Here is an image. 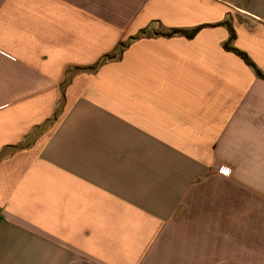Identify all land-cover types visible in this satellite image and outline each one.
I'll return each mask as SVG.
<instances>
[{
	"label": "crops",
	"instance_id": "crops-1",
	"mask_svg": "<svg viewBox=\"0 0 264 264\" xmlns=\"http://www.w3.org/2000/svg\"><path fill=\"white\" fill-rule=\"evenodd\" d=\"M225 20L264 73V0H0V264H264V78Z\"/></svg>",
	"mask_w": 264,
	"mask_h": 264
},
{
	"label": "trees",
	"instance_id": "trees-1",
	"mask_svg": "<svg viewBox=\"0 0 264 264\" xmlns=\"http://www.w3.org/2000/svg\"><path fill=\"white\" fill-rule=\"evenodd\" d=\"M222 24H226L229 28V38L228 40L224 43L225 47L228 50H231L233 52H235L236 54H238L254 71L255 73L261 77L264 78V73L257 67V65L253 62V60L249 57V55L244 52L243 50H240L239 48H236L235 46L231 45L232 41L235 39V31L232 28V26L230 25L229 20H225L223 22H221ZM203 26L205 25H201V26H197L195 28H191V29H178V28H174L172 30L166 31V32H160V34L162 35H174V34H180V35H185L188 38L193 37L197 31H199V29H201ZM148 30V29H147ZM147 30H143L140 34L133 36L131 39H136L137 37L147 33ZM125 44H123L122 46H124ZM122 46L121 48L118 50V52L120 53L122 51Z\"/></svg>",
	"mask_w": 264,
	"mask_h": 264
},
{
	"label": "rangeland",
	"instance_id": "rangeland-1",
	"mask_svg": "<svg viewBox=\"0 0 264 264\" xmlns=\"http://www.w3.org/2000/svg\"><path fill=\"white\" fill-rule=\"evenodd\" d=\"M224 176V175H223ZM203 188H210L213 192L211 196L212 198V206H210L211 210V220L213 226H218V218H219V206H218V189H219V177H214L209 180L206 184L201 185ZM207 208V206H205Z\"/></svg>",
	"mask_w": 264,
	"mask_h": 264
},
{
	"label": "built area",
	"instance_id": "built-area-1",
	"mask_svg": "<svg viewBox=\"0 0 264 264\" xmlns=\"http://www.w3.org/2000/svg\"><path fill=\"white\" fill-rule=\"evenodd\" d=\"M220 174H222V175H224V176H229L230 175V172H231V168L230 167H228V166H222L221 168H220Z\"/></svg>",
	"mask_w": 264,
	"mask_h": 264
}]
</instances>
